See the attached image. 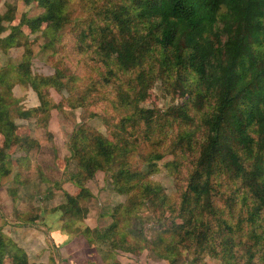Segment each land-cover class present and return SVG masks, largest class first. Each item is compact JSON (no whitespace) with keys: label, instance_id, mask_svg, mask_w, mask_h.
<instances>
[{"label":"trees","instance_id":"16d2710c","mask_svg":"<svg viewBox=\"0 0 264 264\" xmlns=\"http://www.w3.org/2000/svg\"><path fill=\"white\" fill-rule=\"evenodd\" d=\"M19 1L25 6L37 2L43 12L33 18L21 16L16 23V7L5 3L6 11L0 14V46L4 49L21 46L23 27L54 38L69 21L67 0ZM79 1L92 5L91 13L82 18L88 21L79 30V47L89 44L104 62L114 63L117 73L109 69L104 83L119 81V106L132 105L136 114L143 111L140 105L151 88L153 66L158 65L165 73L175 72L172 79L182 95L195 100L193 107L201 112L200 126L205 134L190 156L171 146L174 159L166 164L168 171L177 175L183 166L186 171L185 176L180 175L184 187L177 186V200L170 202L162 187L149 181L151 171L139 172L132 164L130 155L142 145L137 138L122 142L119 134L107 139L77 129L68 143L75 168H65L62 176L79 193L71 196L63 192L66 203L55 208L58 214L53 217L66 213L78 221L84 219L88 208L81 203L91 193L83 182L101 171L112 192L125 196L124 203L106 213L111 219L108 226L83 227L80 233L101 251L103 264H121L117 251L135 253L131 239L150 248L166 264H175L182 252L196 259L204 253L222 255L226 264H255L256 255L257 260L264 259V0ZM86 39L91 43H83ZM25 52V60L16 66L19 81L29 82L42 96L38 84L27 78L29 67L24 64L30 63V50ZM56 72L38 77L39 83L61 86L62 74ZM122 73L128 74L124 81H120ZM0 83L11 91L13 83L1 76ZM46 105L49 107V102H42L30 114L19 117L47 112ZM190 114L184 105L170 116L184 125L192 121ZM152 118V112L144 116L146 122ZM130 119L119 122L120 128ZM2 128L0 178L11 170L20 171L23 160L29 164V151L38 147L37 141L22 136L11 120ZM150 128L145 123V129ZM142 141H151V136ZM150 148L144 158L147 168L155 167L169 149L159 142ZM15 178L19 180L17 174ZM57 186L52 184V189ZM148 209L151 219L164 225L153 240L146 239L138 227ZM245 237L249 242L244 244L243 254L241 240ZM2 239L0 234V252H7L12 264H29L15 246L3 249Z\"/></svg>","mask_w":264,"mask_h":264},{"label":"rangeland","instance_id":"374dc122","mask_svg":"<svg viewBox=\"0 0 264 264\" xmlns=\"http://www.w3.org/2000/svg\"><path fill=\"white\" fill-rule=\"evenodd\" d=\"M5 3L16 7V23L21 16L33 18L43 12L37 2L25 6L19 0H1L0 14L6 11ZM96 6L97 3L93 5ZM91 9L90 3L67 0L69 21L57 36L51 38L38 32L31 33L28 28L23 27L24 41L20 47L4 49L0 46V76L4 81L13 83L10 84L13 85L11 91L8 86L0 83V146L3 140L2 125L8 119L18 126L22 136H28L38 143V147L27 155L29 164L23 160L20 171L11 170L9 175L0 178V234L3 236V249L15 246L26 255L29 264L104 263L100 258L101 251L89 245L80 234L83 227L92 230L108 226L111 223L110 217L106 215L108 210L125 202V196L112 192L103 172L98 171L92 179L83 182L91 193V197L81 203L83 208H88L84 219L78 221V218L66 213L53 217L58 214L54 211L55 208L66 203L65 193L71 196L79 193L62 176L65 168L67 171L75 168L76 161L71 158L68 143L77 129L81 128L107 139L119 134L122 142L137 138L136 141L142 145L130 155L132 164L139 172L151 171L149 181L161 186L170 202L177 200V186L184 187L186 171L184 166L177 175L168 171L166 164L174 159L171 146H178L180 151L190 156L192 148L205 134L200 126L201 112L193 107L195 100L182 95L172 79L177 75L175 72L165 73L158 65L153 66L151 88L147 92L146 101L140 105L145 113L141 111L136 114L132 105L119 106V81L114 79L110 84L104 83L109 69L117 73L112 66L114 63L104 62L89 44L84 45L83 49L79 47V43H82L79 30L88 21H83L82 18L88 16ZM87 42L91 43L88 39L83 43ZM26 50H30V63L24 64V67H29L27 78L38 84L42 96L37 95L29 82L19 81L16 66L25 60L23 57L27 54ZM55 70L59 71L56 72L58 76L62 74L61 86L39 83L38 77H51L55 75ZM130 74L135 75L133 72ZM127 76L128 74L122 73L120 81H124ZM42 102H49L50 106L45 107L47 112L39 111L28 117H19L30 114ZM184 105L191 113L192 121L182 125L179 123L180 119H173L170 113ZM148 112H152L151 122L144 119ZM128 118L131 121L123 122L124 129H121L119 122ZM145 123L150 124V130L145 129ZM150 136L151 141H142ZM156 142L169 149L165 151L163 159L155 163V167L147 168L144 158L150 154V145ZM182 173L184 176H180ZM16 174L20 183L15 178ZM54 183H58V186L52 189ZM142 214L138 227H141L146 239L153 240L157 236L156 232L163 229L164 225L162 221L158 223L151 219L150 209L144 210ZM67 238L70 240L66 241ZM131 240L129 243L135 253L116 252V259L121 264H166L150 248ZM247 241L249 239L246 237L241 240L243 254ZM64 242L67 245L62 246ZM0 253V264H12L7 252ZM217 256L204 253L196 259L193 255L182 252L175 264H226L225 257ZM257 256L253 262L264 264V259L257 260Z\"/></svg>","mask_w":264,"mask_h":264}]
</instances>
